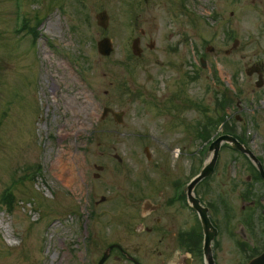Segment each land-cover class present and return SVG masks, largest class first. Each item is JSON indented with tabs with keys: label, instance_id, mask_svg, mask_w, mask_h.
I'll return each instance as SVG.
<instances>
[{
	"label": "rangeland",
	"instance_id": "obj_1",
	"mask_svg": "<svg viewBox=\"0 0 264 264\" xmlns=\"http://www.w3.org/2000/svg\"><path fill=\"white\" fill-rule=\"evenodd\" d=\"M188 3L189 11L178 0H0V264H98L113 242L147 264L160 262L144 200L164 201L199 171L207 116L239 127L231 111L215 117L223 86L214 77L232 87L235 75L245 91L232 94L233 105L246 109V143L264 165V85L247 74L264 66V0ZM103 9L106 29L96 19ZM139 13L147 43L156 44L134 60L130 35L139 32L130 24ZM105 36L114 43L109 56L97 48ZM173 44L178 52L170 53ZM201 56L208 68L197 77ZM106 107L125 111V123L103 118ZM256 174L224 143L214 172L195 189L215 205L216 264H248L264 249V181ZM178 204L169 209L181 227L200 230L197 214L180 204L175 212ZM115 254L104 264H129Z\"/></svg>",
	"mask_w": 264,
	"mask_h": 264
},
{
	"label": "flooded vegetation",
	"instance_id": "obj_2",
	"mask_svg": "<svg viewBox=\"0 0 264 264\" xmlns=\"http://www.w3.org/2000/svg\"><path fill=\"white\" fill-rule=\"evenodd\" d=\"M146 2H148V0H145V3ZM141 7H142V3L139 4V9H141ZM141 20H143V17H140V13L138 14L136 18L132 20L131 24H130V20H128L130 26H132V33H133V30L137 31V33L139 32V35L136 37H134L133 35L132 36L130 35V38H132V43L134 39L139 38V44L141 47L140 54H135L133 50H131L132 54H128L129 55L128 58H132L134 60L135 59L140 60L143 53L147 51L143 49V45L146 46L148 44L146 39L148 38V36H151L149 35L147 29H144L143 27H141V24H142ZM144 20L146 19L144 18ZM172 37H173V34H171L170 39H172ZM155 44H156L155 41H153L150 37V43L148 44V48L149 49L154 48ZM131 49H132V46H131ZM167 50L170 53L178 52V46L173 44L169 46ZM183 51H187V50L185 48H182V55H183ZM181 64H186V62L181 61ZM262 73H263L262 79H263V85H264V66H262ZM142 94L143 93L138 92V94L136 95H142ZM172 95L174 96L173 99L175 98V100H178L179 98L178 93H173ZM147 97H145L146 100H148ZM166 98H167V102L171 104L172 100L169 98V96H166ZM160 100H161V103L160 102L158 103L159 108L163 109L164 101L162 99ZM175 100L173 101V103L175 102ZM259 102L261 103V106L264 105V99L261 100L259 98ZM153 105L155 106L156 103H154ZM235 107H238L239 112L246 111V109L243 108V105L241 104L240 100L237 101ZM155 109L157 110V112H159L157 106H155ZM162 111H165V108ZM242 115L243 114H241V116ZM109 116L113 117L112 114H109L108 117ZM149 200L152 203L148 206L149 211L145 210L142 207L143 208L142 215L144 216L145 219H149L148 221L149 225L145 224V231H148L149 233L154 234V243H153V245H155L154 250L158 251L159 255L163 257L160 262H155L151 264H201L200 263L201 261L199 262V258L196 255L198 254L196 253V250L199 249V247H201V239L196 234L199 235L201 232H203V228L200 225V223L198 222L200 230H196V229L191 230L188 224L181 227V223L183 219H180L177 214L172 213L169 209L170 207L178 203L180 204L182 208H184L181 201L176 200L174 191L169 196V198L165 199L164 201L156 200L157 202H154L151 199ZM179 204H178V207L175 208V212L177 213H180V210L182 209L180 208ZM213 222L215 221L213 220ZM219 229L220 228L218 227V232H219ZM215 240H216V237L214 238L213 242ZM111 245H113V247L111 248L110 254H112L113 252L115 253V250H116L117 254H115V260L119 261V263L122 261L126 263L129 262V264H147L144 259H142L141 257L140 258L135 257L131 253V251L126 250L125 247L122 246L120 243L113 242L109 246ZM123 256H125L126 258L122 259Z\"/></svg>",
	"mask_w": 264,
	"mask_h": 264
},
{
	"label": "water",
	"instance_id": "obj_3",
	"mask_svg": "<svg viewBox=\"0 0 264 264\" xmlns=\"http://www.w3.org/2000/svg\"><path fill=\"white\" fill-rule=\"evenodd\" d=\"M97 18H98L99 24H101L104 27H107V25L109 23V16H108L106 11L100 12L97 15ZM98 47H99V51L102 54L108 55L113 50V43L109 38H104L101 41H99ZM133 49H134V52L136 54H140L141 48L139 47V39H136L134 41ZM255 71L261 73V69L257 66L252 67L248 71V73L252 74ZM262 82H263V80H262V76L260 74V80L258 81V85H261ZM109 111H112L114 113L115 119L117 120V122H119V123L124 122V117H123L124 113L123 112H116V111H113L111 108H106L105 109V115ZM223 140H227V142H229L235 149H238L242 152L248 153L255 161H257L258 166L261 169V174L264 177V170H263L261 164L259 163V160L255 157V155L250 151V149L247 146L242 145L234 137L229 136V135H222L212 143L211 150H213V153H214L213 157H212V161L210 162V164H208L205 167V169H203L201 174L198 177H196L189 186L190 202L192 203L194 208L199 212V214L202 218L204 229H205V233H206L205 254H206V257L208 258L210 264H214V260H213V256H212V250H211V241L214 239L215 235L217 234V229H215L213 227V225L210 221V218L208 216V208L201 205L200 200L192 195V191L201 179L208 177L213 173L215 166H216V163H217V160H218V157H219L221 143ZM108 255H109V252L107 251L99 264H103L104 260L107 258ZM250 264H264V253L261 256L255 258L253 261H251Z\"/></svg>",
	"mask_w": 264,
	"mask_h": 264
},
{
	"label": "bare ground",
	"instance_id": "obj_4",
	"mask_svg": "<svg viewBox=\"0 0 264 264\" xmlns=\"http://www.w3.org/2000/svg\"><path fill=\"white\" fill-rule=\"evenodd\" d=\"M63 166V167H62ZM62 166H61V169L62 171H65L67 173V169H69V165L68 163H63L62 162ZM69 174L71 175L69 178L71 179L72 178V170H70Z\"/></svg>",
	"mask_w": 264,
	"mask_h": 264
}]
</instances>
